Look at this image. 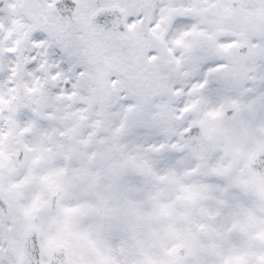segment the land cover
Here are the masks:
<instances>
[{"label": "snow or ice", "instance_id": "1", "mask_svg": "<svg viewBox=\"0 0 264 264\" xmlns=\"http://www.w3.org/2000/svg\"><path fill=\"white\" fill-rule=\"evenodd\" d=\"M0 264H264V0H0Z\"/></svg>", "mask_w": 264, "mask_h": 264}]
</instances>
